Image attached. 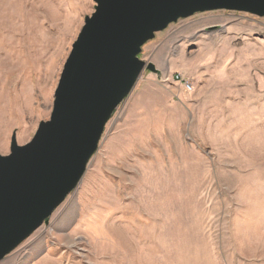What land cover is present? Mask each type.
Returning a JSON list of instances; mask_svg holds the SVG:
<instances>
[{
  "label": "rangeland",
  "instance_id": "1",
  "mask_svg": "<svg viewBox=\"0 0 264 264\" xmlns=\"http://www.w3.org/2000/svg\"><path fill=\"white\" fill-rule=\"evenodd\" d=\"M92 0H0V155L49 119ZM77 187L0 264H264V17L155 34ZM188 82L191 92H186Z\"/></svg>",
  "mask_w": 264,
  "mask_h": 264
},
{
  "label": "water",
  "instance_id": "2",
  "mask_svg": "<svg viewBox=\"0 0 264 264\" xmlns=\"http://www.w3.org/2000/svg\"><path fill=\"white\" fill-rule=\"evenodd\" d=\"M63 65L49 119L0 155V261L77 187L105 125L144 70L142 47L170 24L216 10L264 17V0H92Z\"/></svg>",
  "mask_w": 264,
  "mask_h": 264
},
{
  "label": "built area",
  "instance_id": "3",
  "mask_svg": "<svg viewBox=\"0 0 264 264\" xmlns=\"http://www.w3.org/2000/svg\"><path fill=\"white\" fill-rule=\"evenodd\" d=\"M183 88L186 92H191L192 91V87L188 82H183Z\"/></svg>",
  "mask_w": 264,
  "mask_h": 264
}]
</instances>
